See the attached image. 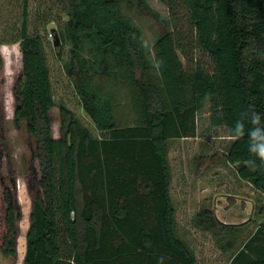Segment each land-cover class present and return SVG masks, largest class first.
Returning a JSON list of instances; mask_svg holds the SVG:
<instances>
[{
	"label": "trees",
	"instance_id": "16d2710c",
	"mask_svg": "<svg viewBox=\"0 0 264 264\" xmlns=\"http://www.w3.org/2000/svg\"><path fill=\"white\" fill-rule=\"evenodd\" d=\"M28 1L23 0L19 34L22 76L17 81L15 118L30 121L36 143V196L26 235L24 264H199L177 232L172 197L169 142L195 136V117L211 103L210 121L245 134L227 150L240 179L264 194V162L249 151L252 113L264 128V0H163L172 16L186 14L213 73L187 70L175 34L162 36L154 57L123 2L145 0H60L68 14L66 39L72 43L67 72L100 136L66 106L60 107L61 137L53 136L56 107L44 39L28 33ZM87 160H94L86 165ZM255 161V166L248 161ZM92 188L105 193H84ZM16 205L8 190L0 210V264H17ZM155 219L149 227L148 214ZM211 220V217L207 218ZM264 242V225L231 264H264L246 254ZM249 259V260H248Z\"/></svg>",
	"mask_w": 264,
	"mask_h": 264
},
{
	"label": "rangeland",
	"instance_id": "374dc122",
	"mask_svg": "<svg viewBox=\"0 0 264 264\" xmlns=\"http://www.w3.org/2000/svg\"><path fill=\"white\" fill-rule=\"evenodd\" d=\"M28 33L44 39L56 107L51 111L53 136L61 137L60 107H68L91 130L100 136L71 80L66 64L72 56V43L66 39L65 24L69 17L60 0L28 1ZM122 13L140 28L148 43L151 57L154 46L164 35L173 33L178 39V54L187 70L202 68L213 73V60L201 51L187 16H172L163 0L123 2ZM23 23V0H0V210L4 194H11L17 212L18 261L24 264L26 235L30 228L32 202L36 196L34 158L36 143L28 132L30 121L17 120L15 87L22 76V50L19 34ZM55 29L56 33H52ZM55 34L60 44H54ZM211 103L203 101L195 117V136L169 142L172 171V197L177 210L179 237L194 251L199 264H231L244 250L258 228L264 225V194L240 179L237 167L227 162L226 154L234 140L225 127H214L210 121ZM95 161L87 160L86 165ZM96 163V162H95ZM93 177L86 186L79 184V197L92 190L103 195L104 189L92 188ZM211 217V220L207 218ZM149 227L155 219L147 217ZM249 259L258 257L264 242L251 243ZM134 256V255H133ZM248 259V260H249ZM137 260V257H136ZM242 257L237 264H246ZM121 264V262H120Z\"/></svg>",
	"mask_w": 264,
	"mask_h": 264
},
{
	"label": "clouds",
	"instance_id": "9594fccd",
	"mask_svg": "<svg viewBox=\"0 0 264 264\" xmlns=\"http://www.w3.org/2000/svg\"><path fill=\"white\" fill-rule=\"evenodd\" d=\"M251 122L255 127L248 133L249 135V151L255 154L261 162H264V128L260 127L261 118L259 114L252 113ZM245 134L242 122H237L234 134L230 139L235 140L241 138ZM249 165L254 167L255 161L249 160Z\"/></svg>",
	"mask_w": 264,
	"mask_h": 264
},
{
	"label": "crops",
	"instance_id": "0c3cea01",
	"mask_svg": "<svg viewBox=\"0 0 264 264\" xmlns=\"http://www.w3.org/2000/svg\"><path fill=\"white\" fill-rule=\"evenodd\" d=\"M137 260H136V256H129L128 258V264H136ZM145 264H147V260L145 261Z\"/></svg>",
	"mask_w": 264,
	"mask_h": 264
},
{
	"label": "water",
	"instance_id": "95a60500",
	"mask_svg": "<svg viewBox=\"0 0 264 264\" xmlns=\"http://www.w3.org/2000/svg\"><path fill=\"white\" fill-rule=\"evenodd\" d=\"M52 33H56V30L53 29V30H52ZM54 44H55L56 46H58V45L60 44L59 36H58L57 34H55Z\"/></svg>",
	"mask_w": 264,
	"mask_h": 264
}]
</instances>
